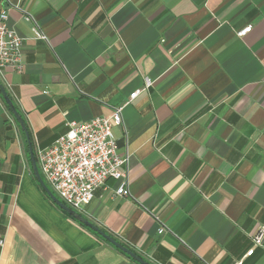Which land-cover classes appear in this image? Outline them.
<instances>
[{"label":"crops","instance_id":"crops-1","mask_svg":"<svg viewBox=\"0 0 264 264\" xmlns=\"http://www.w3.org/2000/svg\"><path fill=\"white\" fill-rule=\"evenodd\" d=\"M12 1L45 35L9 9L23 69L0 83L35 157L152 81L124 108L128 143L114 126L133 196L109 179L82 215L152 264H264V240L246 255L264 225V0ZM7 105L0 88V264H141L48 194Z\"/></svg>","mask_w":264,"mask_h":264},{"label":"built area","instance_id":"built-area-1","mask_svg":"<svg viewBox=\"0 0 264 264\" xmlns=\"http://www.w3.org/2000/svg\"><path fill=\"white\" fill-rule=\"evenodd\" d=\"M3 2L5 7L0 11V74H3L7 66H12L18 71L23 69L24 39L9 24L10 8L21 11L25 20L34 24L33 29L37 37L45 38L29 11L20 4L13 3L12 0H3ZM250 29L251 25L239 31L238 34L243 35ZM151 84V79L146 77L144 88L132 92L122 104L112 106L109 116H99L84 122H67V130L54 143L36 150V161L43 179L63 203L80 214L84 213L93 201L96 190L105 187L109 179L118 182L114 190L115 195L133 196L130 190L129 172L131 153L128 150V144L126 151L123 154L120 153L114 126H121L124 129V136L128 143L123 116L124 108ZM154 218L159 223L160 234L172 232L160 216L154 215ZM263 240L264 225H261L253 237L254 245L246 255H252L256 247L263 245ZM235 264H242V260Z\"/></svg>","mask_w":264,"mask_h":264},{"label":"water","instance_id":"water-1","mask_svg":"<svg viewBox=\"0 0 264 264\" xmlns=\"http://www.w3.org/2000/svg\"><path fill=\"white\" fill-rule=\"evenodd\" d=\"M0 88L2 90V93H3V96H4L5 101L7 102V104L9 105V107L11 108V110H12L15 118L17 119L18 123L21 125L22 129L26 133V136H27V139H28V143H29L30 148H31V157H32V160H33L34 171H35L36 175L38 176L40 183L43 185V187L48 192V194L56 201V203L62 209H64L68 213H70L75 219H77L81 223H83V224L87 225L88 227L94 229L96 232H98L101 236H103L108 242H110L111 244H113L115 247H117L118 249L122 250L126 254L130 255L132 258H134L136 261L140 262L141 264H152L151 262L145 260L143 257H141L140 255H138L135 251H133L132 249H130L128 246L124 245L123 243L119 242L117 239H115L114 237H112L110 234L106 233L100 227H98L93 222H91L90 220H88L87 218H85L82 214H80L79 212L75 211L74 209H72L71 207H69L68 205H66L65 203H63L50 190V188L45 183V181H44V179L41 176V173L39 171V168H38V165H37V161H36V157H35V155L33 153L31 135L29 133L27 124H26L24 118L22 117V115L19 113V111H18V109H17L14 101L10 97L9 93L7 92V90L5 89V87L1 85V83H0Z\"/></svg>","mask_w":264,"mask_h":264},{"label":"trees","instance_id":"trees-1","mask_svg":"<svg viewBox=\"0 0 264 264\" xmlns=\"http://www.w3.org/2000/svg\"><path fill=\"white\" fill-rule=\"evenodd\" d=\"M16 105V104H15ZM7 107H8V109L10 110V112H11V114L14 116V114H13V112H12V110H11V108L9 107V105H7ZM17 107V106H16ZM17 109H18V107H17ZM18 111H19V109H18ZM19 113H20V111H19ZM21 114V113H20ZM15 117V116H14ZM15 120H16V118H15ZM17 121V120H16ZM42 176V175H41Z\"/></svg>","mask_w":264,"mask_h":264}]
</instances>
